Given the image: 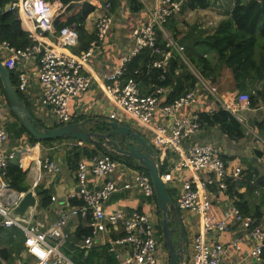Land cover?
Here are the masks:
<instances>
[{
	"label": "built area",
	"instance_id": "obj_1",
	"mask_svg": "<svg viewBox=\"0 0 264 264\" xmlns=\"http://www.w3.org/2000/svg\"><path fill=\"white\" fill-rule=\"evenodd\" d=\"M155 2L147 20L131 31L134 45L130 52L122 58L112 74L105 76L104 92L114 108L108 119L126 126L130 122L147 132L158 152L163 170L162 181L169 192H175L174 201L178 210L199 218V227L189 241L190 264H240L243 257L253 260L252 264H264V228L254 216L243 213L230 192L231 181L241 180L242 168L237 167L230 172L215 145L189 143L204 122L200 114L184 117L183 113L196 103L197 86L211 92L216 89L207 86L192 68L186 48L175 40L166 27L170 18L182 10L184 0ZM104 10V15L96 21L94 40L87 50L76 54L71 51L79 44L75 24L57 30L52 3L46 0H21L18 13L20 19L30 24L29 38L32 44L19 49L7 41L0 43V55L8 54V58L1 60L9 69H14L17 64L25 67L33 58L37 59V82L43 90L41 105L48 110L57 126L74 122L71 102L86 93L92 85V76L87 73V67L115 24L112 5L106 3ZM53 32L57 34V41L49 44L45 40L47 34ZM159 37L165 42L163 49L158 46ZM146 50L152 52L147 74L154 70L159 73L160 80H166L172 60L177 59L195 75L196 88L185 90L173 100L165 99L166 87L143 94L142 72L135 71L131 77H127V72L128 64ZM28 88V73L23 71L18 76L16 89L23 95ZM238 105L239 111L252 108L249 95H241ZM8 114H11V110L0 84V226L16 227L22 231L25 253L36 264H77L64 251L68 245H74L79 253L87 254L98 244L108 246L107 251L117 264H159L161 247L164 246L160 219L155 221L138 209L127 213L122 210L108 211L106 208L114 194L136 190L145 203L157 212L151 178L147 172L127 168L126 163L107 154L83 156L77 163L76 183L69 200H79L82 205H69L50 224L35 223L34 214L28 223L14 219L11 212L25 192L12 188L6 177L9 165L17 160V152L8 149L9 134L5 124ZM158 116L159 122L155 123ZM235 118L244 124L242 115L235 113ZM44 143L36 144L41 146ZM65 146L86 148L87 144L79 140H66ZM35 163L37 172L29 190L37 194L43 176H57L62 173L63 166L57 159L47 156ZM183 172L189 176L183 181L181 179L176 186L174 179ZM116 175L119 180L114 179ZM219 207L224 216L219 215ZM73 220L85 222L86 232L79 238L67 230ZM227 232L244 235L236 237L226 246L218 238ZM246 246L251 247L249 253H245ZM231 254L237 260H229ZM2 263L7 264L3 260Z\"/></svg>",
	"mask_w": 264,
	"mask_h": 264
},
{
	"label": "crops",
	"instance_id": "obj_2",
	"mask_svg": "<svg viewBox=\"0 0 264 264\" xmlns=\"http://www.w3.org/2000/svg\"><path fill=\"white\" fill-rule=\"evenodd\" d=\"M122 0L121 7L114 12L115 24L111 28L106 41L100 45L95 55L91 59L90 65L87 67V73L92 76V85L90 89L83 95L75 98L71 102V110L74 121H81L87 118H95L101 120L97 123L96 129L101 132L107 130V122L109 121V114L114 110L110 99L104 92L106 80L105 76L112 74L116 67L120 64L122 58L126 56L133 47L131 38V31L137 25L143 24L148 17L149 11L155 6V0ZM21 0L13 3V9L18 12V5ZM221 3L211 7L207 10H181L172 18L174 26L181 34V39L178 41L186 48V56L192 68L204 80L207 86L215 88V92L207 90L201 86H195L197 90V101L191 109L185 111L183 116H190L194 113L200 114L201 117H208L209 120L204 119L202 128L192 137L189 143L192 144H212L215 145L222 154V158L227 163L230 172L237 167L242 168V178L239 181H231L235 187L234 191L238 194L232 195L236 203L244 204V212L247 215L254 216L264 228V78L253 80H245L240 85L236 83L230 69L220 66L217 54L206 47L204 40L213 34L219 23L226 18L227 14H232L235 7L236 0H222ZM79 4H87L93 7V11L86 19L84 24L85 31L95 38L96 21L105 13L103 0H78ZM55 11V18L65 13L67 6H62L61 0H54L52 2ZM183 9V6H182ZM22 30L29 32L30 24L20 19ZM173 35V33H172ZM49 44H54L57 41V34L55 32L47 34L45 40ZM79 44L72 48L73 53H80ZM196 56L202 55L206 57L211 64L212 71L202 76L201 72L195 68L191 63L188 55ZM8 58L7 53H2L0 59ZM175 64V65H174ZM37 59L33 58L27 63L25 67L17 64L14 68L17 77L23 71L28 73L29 88L26 94L22 95L24 102L28 105L31 114L45 126H55V122L43 105H41V98L43 95L42 88L39 87L37 78ZM190 72L187 66L182 64L177 59H173L169 70V79L171 84L166 87V97L169 100L174 93L180 92L179 76L185 71ZM178 72L180 74L178 75ZM187 83V82H185ZM184 83V84H185ZM154 90V85L150 80L141 81V92L143 94H150ZM189 90V89H186ZM258 94V108H250L249 110L239 111L238 100L241 95ZM226 112L231 118L237 121V126L232 127L230 131L227 126L223 125L224 115L220 118L215 117L214 114L219 112ZM235 113L243 116L244 124L238 122L235 118ZM5 124L7 126L8 134L10 130L13 131L14 141H8V149L17 152V160L14 163H20L29 166V172L26 179L29 188L36 176V161L41 157H49L57 159L63 171L57 176L45 174L40 183V189L47 191L52 197V202L48 207L41 206V198L38 199V206L34 212V222L50 224L59 217V214L70 205L69 194L74 190L76 179L75 170L77 163H74L73 154L75 150H80L82 156H93V152H97L94 145H87L83 149L69 148L65 146L66 140H59L51 143H44L38 146L36 143H31L29 136L19 133L20 126L14 115L8 114ZM155 123L159 122V116L155 118ZM131 127L140 133L148 142H151L147 132L140 126L133 123H128ZM23 146V147H21ZM45 150H47L45 152ZM28 152L29 155L24 156V160L19 159V152ZM127 164V163H126ZM127 168H134L128 165ZM189 174L183 172L179 177H175V185L178 186L180 181L187 178ZM114 179L119 180V176H114ZM106 208L108 211L122 210L127 213L138 209L150 215L155 221L158 218V211L154 212L150 206L145 203L144 198L136 190L122 191L114 194L108 201ZM219 215L224 216L221 207L217 208ZM226 211V210H224ZM184 225L188 234L189 241L192 239L194 232L197 231L200 221L199 218L188 216L186 213H181ZM85 222L82 220H73L68 231L74 232L77 236L85 230ZM244 235L237 232H227L221 235L218 240L222 241L226 246L236 237ZM26 250V247H25ZM25 250L21 256L25 254ZM107 245L98 244L90 253L93 255L92 264H117L113 260V256L109 254ZM64 251L73 260H78L81 253L76 250L74 245H68ZM251 251L250 246L245 247V253ZM167 252V250H166ZM165 252V247H161L159 264H169V256ZM90 253H85L87 256ZM230 255L229 260H237L235 256ZM111 259L112 263L107 261ZM25 262V260H24ZM76 262V261H75ZM253 260L243 257L240 264H252ZM78 264V263H77ZM190 264V263H189Z\"/></svg>",
	"mask_w": 264,
	"mask_h": 264
},
{
	"label": "trees",
	"instance_id": "obj_3",
	"mask_svg": "<svg viewBox=\"0 0 264 264\" xmlns=\"http://www.w3.org/2000/svg\"><path fill=\"white\" fill-rule=\"evenodd\" d=\"M46 1L50 3L54 2V0ZM133 1L134 0H131L130 2ZM221 1L222 0H184L182 10H207L218 3L222 4ZM10 2L16 3L17 0H0V43L7 41L12 46L23 49L30 46L32 41L29 38V32H26L21 28L19 13L13 8L5 11V7ZM103 2L104 5L106 3H110L112 5L113 12L118 11L122 4V0H103ZM61 4L63 7L67 6V10L55 20V28L60 30L66 25L75 24L78 28L79 41L82 47L80 52L87 50L90 43L94 40V36L89 35L85 31L84 24L93 11V7L87 4H79L78 0H61ZM172 18L173 17L170 18L166 27L171 33H173L175 40L180 41L179 39H181V34L174 26ZM203 44L217 54L220 66H224L231 70L233 78L238 85L247 79L253 80L255 78H264V0H236L232 14L226 15V18L219 23L213 34L208 36L204 40ZM158 46L162 49L165 48V42L161 37H159ZM151 54L152 52L150 50H146L142 54L135 57L128 64L127 77L134 76L135 71H139L142 72L141 80H150L154 85V89L168 87L171 84L169 76L166 80H160L159 73L157 71L153 70L147 74V64L151 62ZM188 57L195 68L201 72L202 76L205 77L212 71L210 61L206 57L202 55L196 56L190 53ZM154 58L155 56H153V59ZM184 69L185 71H183V73L179 76L180 92L174 93L170 97V100L180 96L186 89L191 90L195 88L197 83L196 77L188 72L186 68ZM10 70L12 72L13 84L16 87L18 85L16 71L12 68ZM1 92L4 95L2 85ZM258 96V94H249L250 105L252 108L259 107L260 104L258 102ZM214 115L215 117L217 116V118H220V115L225 116L223 120L226 121L221 122L225 127L227 126L226 128L228 131H230L232 127L237 126V121L231 118V116L224 111ZM202 119L209 120L206 116H204V118L202 117ZM40 123L45 126L42 122ZM19 133L21 135H28L21 127L19 129ZM29 139L32 144L37 143V141L32 138L29 137ZM96 148L97 152H93L92 155L97 153L107 154L99 147ZM79 149L84 150L85 148ZM74 150L75 149H73V151ZM75 151L76 152L73 154L74 163H78L81 158V153L80 150ZM110 156L117 160H121L118 156ZM162 171L163 170L161 169V172ZM28 172V165L14 162L11 163L6 174L11 187L19 192H27L30 189L26 182ZM39 187L36 192L41 198V206L48 207L52 202V197L47 191H43ZM234 189L235 187L231 184V195L237 194ZM235 204L243 211L244 214H246L244 212V204L236 202ZM70 205H82V202L79 200H70ZM85 232L86 231L81 232L78 235V238ZM24 250L25 238L22 231L16 227L4 228L0 226V264H3L2 260L7 264H15L17 261L20 264H25L24 260L21 258V253ZM92 257L93 255H91V253L87 256L81 254L79 259L75 261L78 264H92L90 263L92 261ZM113 260H115L114 257ZM107 262L112 263L111 259Z\"/></svg>",
	"mask_w": 264,
	"mask_h": 264
},
{
	"label": "water",
	"instance_id": "obj_4",
	"mask_svg": "<svg viewBox=\"0 0 264 264\" xmlns=\"http://www.w3.org/2000/svg\"><path fill=\"white\" fill-rule=\"evenodd\" d=\"M13 8L10 2L5 11ZM0 82L12 114L19 126L30 138L37 142L59 140H79L104 150L105 153L118 156L124 163L147 172L151 178L160 220L161 237L169 256V264H189V238L184 221L175 201L162 181L158 152L140 133L129 126L117 122H107V130L96 129L101 120L87 118L56 127H47L31 114L28 105L18 92L12 81V72L0 59ZM130 160V163L126 161ZM38 195L32 190L25 192L11 215L14 219L28 223L38 206ZM177 216L179 226H174L171 216ZM178 233L180 241L175 244L173 235Z\"/></svg>",
	"mask_w": 264,
	"mask_h": 264
},
{
	"label": "rangeland",
	"instance_id": "obj_5",
	"mask_svg": "<svg viewBox=\"0 0 264 264\" xmlns=\"http://www.w3.org/2000/svg\"><path fill=\"white\" fill-rule=\"evenodd\" d=\"M50 127H54V126H50ZM14 139H15L14 133H13L12 130H10V133H9V141H14ZM87 145H91V144H87ZM21 147H23V146H21ZM27 155H29V153L28 152L25 153L23 151H20L19 154H18L19 159L22 160V161L24 160V156H27ZM126 161L128 163H130V160H128V159H126ZM169 194H170V196L172 197L173 200H176L175 192L170 191ZM157 216L161 220V218H162L161 212H159ZM171 221L172 222H175V224H176L177 227L179 226V224L177 222L178 220H177V216L176 215L171 216ZM173 240H174L175 244H178L179 243L180 236H179L178 233H176V234L173 235ZM23 253H21V254H23ZM23 258L25 260V264H36V262L30 256H28L27 253H25V256H23ZM15 264H20V263L17 261V263H15Z\"/></svg>",
	"mask_w": 264,
	"mask_h": 264
},
{
	"label": "flooded vegetation",
	"instance_id": "obj_6",
	"mask_svg": "<svg viewBox=\"0 0 264 264\" xmlns=\"http://www.w3.org/2000/svg\"><path fill=\"white\" fill-rule=\"evenodd\" d=\"M174 226H176L175 222L172 223Z\"/></svg>",
	"mask_w": 264,
	"mask_h": 264
}]
</instances>
